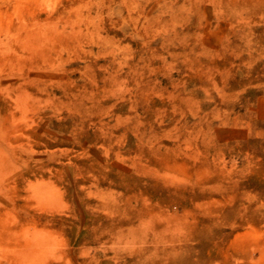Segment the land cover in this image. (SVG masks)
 Instances as JSON below:
<instances>
[{"label": "rangeland", "instance_id": "374dc122", "mask_svg": "<svg viewBox=\"0 0 264 264\" xmlns=\"http://www.w3.org/2000/svg\"><path fill=\"white\" fill-rule=\"evenodd\" d=\"M0 264H264V0H0Z\"/></svg>", "mask_w": 264, "mask_h": 264}]
</instances>
